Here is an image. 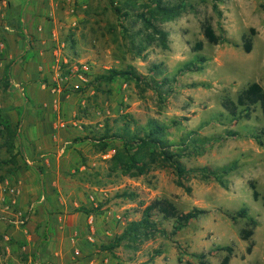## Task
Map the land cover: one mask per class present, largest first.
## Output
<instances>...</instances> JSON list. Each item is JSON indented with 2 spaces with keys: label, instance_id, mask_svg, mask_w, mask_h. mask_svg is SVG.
<instances>
[{
  "label": "rangeland",
  "instance_id": "obj_1",
  "mask_svg": "<svg viewBox=\"0 0 264 264\" xmlns=\"http://www.w3.org/2000/svg\"><path fill=\"white\" fill-rule=\"evenodd\" d=\"M187 2L178 17L160 23L169 33V49L154 43L147 45L139 56L135 47L141 37L135 35L138 30H147L136 17L120 20L109 0H100L74 27L65 26V55L69 59L60 62V85L56 81L48 85L79 96L74 101L78 118L86 129L69 136L70 140H89L101 151L100 142L80 138L100 136L107 125L119 129L124 116L133 120L132 128L134 122L143 126L151 118L165 124L177 120L178 125L172 126L168 135L171 141L179 142L192 130L213 139L202 152L183 156L185 166L216 169L235 162L236 170L225 177L228 187L195 173L180 186L175 170L159 164H153L145 176L124 174L112 167L111 158L122 145L119 139L113 138L109 139L106 151H102L105 154L113 150L111 157L95 158L98 169L84 163L91 171L75 166L68 180L81 182V190H92L97 195V206H94L97 212L108 208L115 215L112 235L103 244L122 233L129 220L141 218L142 209L155 198H170L182 211L194 207L209 210L175 236L157 234L137 247L124 241L113 252L125 264H200L195 253H204L207 264H220L226 251L218 247L226 245L234 247L230 264H264V146L251 136L264 128V114L257 105L253 107L251 119L231 122L221 104L224 95L236 98L251 82L264 86V0ZM215 2L219 11L214 9ZM206 19L211 21L217 34L229 41L210 43L203 33ZM245 33L253 38L249 53L243 47ZM198 40L204 41V47L196 51L193 46ZM201 57L205 60L199 61ZM193 62L199 70L183 72L176 82L162 87L139 85L122 77L110 83L100 78L110 68L133 65L138 72L162 81L166 77L172 79L180 68ZM154 65L161 66V72L151 70ZM160 92L164 99L160 98ZM226 130L237 131L239 135L226 136ZM251 181L260 193L258 200L253 198ZM124 192H134L136 197L130 199L122 195ZM242 207H247L250 215L259 221L251 239L255 244L251 254L246 251L249 241L240 236L248 219L233 220L229 215ZM155 218L171 231L172 219L165 220L159 214ZM157 250H161L159 255H155Z\"/></svg>",
  "mask_w": 264,
  "mask_h": 264
},
{
  "label": "crops",
  "instance_id": "obj_2",
  "mask_svg": "<svg viewBox=\"0 0 264 264\" xmlns=\"http://www.w3.org/2000/svg\"><path fill=\"white\" fill-rule=\"evenodd\" d=\"M98 2L0 0V123L18 128L12 151L0 135V264H125L102 249L111 209L79 210L97 206V195L68 180L75 166L91 171L104 153L68 138L86 129L79 96L48 85H60V62L69 59L65 26Z\"/></svg>",
  "mask_w": 264,
  "mask_h": 264
},
{
  "label": "trees",
  "instance_id": "obj_3",
  "mask_svg": "<svg viewBox=\"0 0 264 264\" xmlns=\"http://www.w3.org/2000/svg\"><path fill=\"white\" fill-rule=\"evenodd\" d=\"M109 4L113 11L117 13L120 20L123 21L136 17L142 23V27L147 30L146 32L138 30L135 35L141 37L139 45L135 47V51L137 55L142 56L146 46L154 43L162 46L164 49H169V33L160 26V23L178 17L187 7L188 2L187 0H109ZM214 9L219 11L216 2L214 3ZM203 33L210 43L218 44L229 41L226 36L216 33L209 19H206L203 23ZM203 47V40H198L193 46L196 51L202 50ZM243 47L247 53L252 50L253 38L248 33L243 35ZM204 60L205 58L201 57L199 61ZM199 69L200 67L193 62L180 68L172 79L166 77L162 81H158L154 76L149 78L147 75L138 72L135 66L128 65L126 68H110L100 78L110 83L116 78L122 77L134 81L139 85L147 83L148 85L162 87L166 84L176 82L178 76L183 72ZM151 70L161 72V66L154 65ZM160 98L164 99L162 92H160ZM221 104L230 115L231 122H238L241 119H251L253 107L257 105L261 107L264 114V86L256 81L251 82L238 92L236 98L224 95ZM122 121L123 125L117 130L107 125V128L103 130L100 136L86 135L80 139H92L100 142V149L103 152L106 151L109 145V139H119L122 145L111 158L113 161L112 167L114 169H120L124 174L130 176H145L149 173L153 164H159L163 167H172L175 170L178 176L177 183L180 186H184L183 180L188 179L195 173L205 179L216 180L223 187H228L225 177L236 170L237 164L235 162L215 169L209 166L188 168L182 161L183 156L193 151L196 153L202 152L203 148L213 140L212 138L202 137L198 130H192L186 136L182 137L179 142L171 141L168 135L171 127L178 125L177 120H173L171 124H165L151 118L143 126L134 122V128L131 126L133 120L130 117L124 116ZM0 127V135L4 138V145L8 151H12L18 133L17 125L9 122H1ZM225 135L236 136L239 135V132L226 130ZM251 136L260 145L264 146V128H260L259 132ZM250 186L253 190V198L258 200L260 193L256 189V184L251 181ZM122 195L130 199L136 197L134 192H124ZM79 210L89 213L98 209L81 205ZM208 212L209 210L201 207H194L191 210L182 211L170 198H155L142 209L141 218L129 220L123 232L115 236L108 243L102 244V249L113 252L124 241L133 243L135 245L134 247H137L157 234H162L167 237L175 236L181 230L188 227L192 221ZM156 214L161 215L165 220L172 219L174 221L171 231H168L160 225L155 218ZM229 215L233 220H237L238 218L248 219L246 227L240 231V236L243 240L249 241L246 251L248 254H251L255 245L251 239L259 225L258 219L250 215L247 207H242ZM218 249L226 251L220 264H230L234 254V247L232 245H226L218 247ZM160 253L161 250H157L155 255H159ZM194 255L200 259V264H207L204 260V253H195ZM180 261H182V258H180ZM187 264L190 263L188 262Z\"/></svg>",
  "mask_w": 264,
  "mask_h": 264
},
{
  "label": "built area",
  "instance_id": "obj_4",
  "mask_svg": "<svg viewBox=\"0 0 264 264\" xmlns=\"http://www.w3.org/2000/svg\"><path fill=\"white\" fill-rule=\"evenodd\" d=\"M77 88H78V85H77ZM112 152H113V150H110L109 152L105 153V154H104V157H105V158H107V157H111ZM12 191H14V189H13ZM78 253H79V252H78Z\"/></svg>",
  "mask_w": 264,
  "mask_h": 264
}]
</instances>
